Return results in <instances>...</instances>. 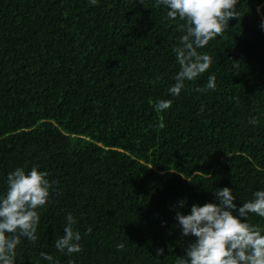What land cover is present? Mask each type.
I'll return each instance as SVG.
<instances>
[{"label": "trees", "instance_id": "obj_1", "mask_svg": "<svg viewBox=\"0 0 264 264\" xmlns=\"http://www.w3.org/2000/svg\"><path fill=\"white\" fill-rule=\"evenodd\" d=\"M236 9L198 49L210 70L174 96L185 33L157 0H0V195L17 168L56 182L15 264H49L42 252L59 264H175L195 241L178 212L218 204L216 189H232L238 208L264 190V0ZM212 74L216 89L195 91ZM160 100L171 107L157 111ZM69 214L82 237L73 255L55 248Z\"/></svg>", "mask_w": 264, "mask_h": 264}, {"label": "clouds", "instance_id": "obj_2", "mask_svg": "<svg viewBox=\"0 0 264 264\" xmlns=\"http://www.w3.org/2000/svg\"><path fill=\"white\" fill-rule=\"evenodd\" d=\"M95 4L96 0H91ZM239 0H157L168 11L166 18L181 21L178 27L184 32L173 52L179 71L175 85L169 92L178 96L186 82L195 81L208 72L212 57L201 53L217 37H222L229 28V21L240 17L236 5ZM264 26V25H262ZM216 89L215 74L209 75L206 86L196 88L197 92ZM171 100H160L155 104L157 111L171 107ZM250 124L259 121L253 117ZM163 127V124L160 125ZM49 173L32 167L29 172L17 168L7 176V190L0 195V264H15L17 248L24 239L35 243L41 221L50 197L55 192V181L48 179ZM214 195L219 203L198 204L191 207V214L177 213L182 235L195 241L186 249L184 257H177L175 264H264V228L247 222L250 214L264 218V190L253 193V199L237 207L232 189H216ZM184 207V202H180ZM238 211V215L234 212ZM77 220L69 214L66 217L64 235L55 241V248L66 255L82 251L81 234L76 230ZM91 233V229L87 234ZM125 245H117L123 250ZM163 249L157 254L162 256ZM42 259L49 264H59L52 255L42 252Z\"/></svg>", "mask_w": 264, "mask_h": 264}]
</instances>
